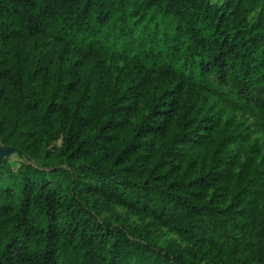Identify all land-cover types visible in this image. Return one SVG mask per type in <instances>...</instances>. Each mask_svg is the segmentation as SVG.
<instances>
[{"label": "trees", "instance_id": "1", "mask_svg": "<svg viewBox=\"0 0 264 264\" xmlns=\"http://www.w3.org/2000/svg\"><path fill=\"white\" fill-rule=\"evenodd\" d=\"M0 264H264V0H0Z\"/></svg>", "mask_w": 264, "mask_h": 264}, {"label": "water", "instance_id": "2", "mask_svg": "<svg viewBox=\"0 0 264 264\" xmlns=\"http://www.w3.org/2000/svg\"><path fill=\"white\" fill-rule=\"evenodd\" d=\"M17 149L13 146L4 147L0 145V158L11 156Z\"/></svg>", "mask_w": 264, "mask_h": 264}, {"label": "rangeland", "instance_id": "3", "mask_svg": "<svg viewBox=\"0 0 264 264\" xmlns=\"http://www.w3.org/2000/svg\"><path fill=\"white\" fill-rule=\"evenodd\" d=\"M12 157L16 159V155H15V154H14V155H12Z\"/></svg>", "mask_w": 264, "mask_h": 264}]
</instances>
